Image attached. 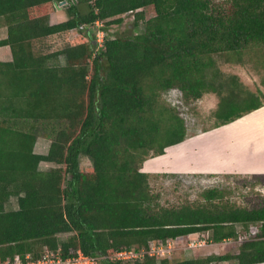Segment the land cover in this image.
<instances>
[{"label":"trees","instance_id":"obj_1","mask_svg":"<svg viewBox=\"0 0 264 264\" xmlns=\"http://www.w3.org/2000/svg\"><path fill=\"white\" fill-rule=\"evenodd\" d=\"M61 2L68 19L52 24ZM128 13L143 29L107 35L99 49L93 26L106 30ZM0 26L7 29L0 47L12 54L0 61V262L57 248L64 256L79 248L110 254L199 232L218 243L238 239L237 225L250 232L253 224L258 231L235 253L107 264L264 262V199L234 206L214 187L202 192L204 203L165 206L151 185L159 174L141 170L188 137L164 92L179 89L186 102L217 94L211 129L264 106L262 88L253 91L219 67V58L264 54V0H0ZM73 30L88 39L46 43ZM40 137L50 140L47 153L35 150ZM41 162L54 166L41 169ZM13 198L18 207L9 209Z\"/></svg>","mask_w":264,"mask_h":264},{"label":"rangeland","instance_id":"obj_2","mask_svg":"<svg viewBox=\"0 0 264 264\" xmlns=\"http://www.w3.org/2000/svg\"><path fill=\"white\" fill-rule=\"evenodd\" d=\"M64 4L57 6L61 9V18L68 19L66 10L62 7ZM56 9V11H57ZM147 17L150 18L155 14L152 6L148 7ZM54 16V15H52ZM134 13H128L124 16L122 24L110 25L106 30H101L102 23H97L93 28H97L96 36L98 40V48L101 49L105 36L110 37H126L136 34L143 29V24L134 26ZM7 36L5 26H0V39ZM85 32L75 30L65 36H51L46 39L54 48H59L67 43H75L87 40ZM256 49V48H254ZM264 54H258L254 50H249L242 61L227 62L219 58V67L227 75L236 74L244 85L257 91L263 86L264 79ZM11 50L9 46L0 47V61L11 60ZM162 99L170 105L176 106L178 113L185 119L188 135L200 133L209 130L214 126L215 118L213 112L217 108L219 97L215 93H206L201 99L186 102L179 89H172L164 92ZM50 146V140L40 137L37 141L35 150L38 153H47ZM54 166L49 162H41V169H48ZM81 167L84 170L92 168L91 160L82 156ZM152 189L159 196V202L165 206H180L189 203H204L202 192L208 188H220L224 191L225 201L230 202L234 206L248 207L258 206L264 199V180L253 176H242L235 174H159L151 180ZM18 202L13 198L8 205L9 209H16ZM239 234L250 237L251 231L247 232L241 225H237ZM259 225H251L250 230L258 231ZM69 234H61V238H66ZM210 232L193 233L184 238L173 241V251L171 260H179L185 258H197L201 254L215 251L219 253L236 252L240 242L237 239L231 242H213L210 239ZM206 240V244L203 243ZM201 241V242H200ZM194 243L195 246H189ZM202 243V245H200ZM213 243V245H212ZM211 244V245H210Z\"/></svg>","mask_w":264,"mask_h":264},{"label":"crops","instance_id":"obj_3","mask_svg":"<svg viewBox=\"0 0 264 264\" xmlns=\"http://www.w3.org/2000/svg\"><path fill=\"white\" fill-rule=\"evenodd\" d=\"M61 17L59 8L51 14L50 22L66 20ZM141 170L176 175H264V106L226 125L188 135L184 141L167 147L164 154L146 159ZM225 253L210 251L197 257ZM218 264L235 263L223 261Z\"/></svg>","mask_w":264,"mask_h":264},{"label":"built area","instance_id":"obj_4","mask_svg":"<svg viewBox=\"0 0 264 264\" xmlns=\"http://www.w3.org/2000/svg\"><path fill=\"white\" fill-rule=\"evenodd\" d=\"M102 45V42L100 43ZM251 233H256L251 230ZM239 234L238 242L241 243L245 236ZM233 238L225 239V242H231ZM212 241V240H211ZM201 242V241H200ZM233 242V241H232ZM203 243H207L203 240ZM202 245V243L200 244ZM189 246H195L190 243ZM173 251V241L167 243L151 242L148 246L123 248L110 254L97 252L96 254H86L82 249L75 251L73 255L64 256L61 248L47 249L42 256L35 258L32 254L25 255L24 258L16 255L13 258L7 259L0 264H107L110 261L121 262H136L145 259L146 257H170Z\"/></svg>","mask_w":264,"mask_h":264},{"label":"water","instance_id":"obj_5","mask_svg":"<svg viewBox=\"0 0 264 264\" xmlns=\"http://www.w3.org/2000/svg\"><path fill=\"white\" fill-rule=\"evenodd\" d=\"M61 4H65V2H61Z\"/></svg>","mask_w":264,"mask_h":264}]
</instances>
